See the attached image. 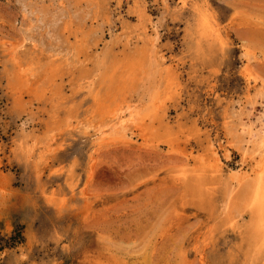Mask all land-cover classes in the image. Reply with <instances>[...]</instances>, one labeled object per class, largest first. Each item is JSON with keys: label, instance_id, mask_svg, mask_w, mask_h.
Returning a JSON list of instances; mask_svg holds the SVG:
<instances>
[{"label": "rangeland", "instance_id": "rangeland-1", "mask_svg": "<svg viewBox=\"0 0 264 264\" xmlns=\"http://www.w3.org/2000/svg\"><path fill=\"white\" fill-rule=\"evenodd\" d=\"M259 86L264 0H0V264H264Z\"/></svg>", "mask_w": 264, "mask_h": 264}, {"label": "bare ground", "instance_id": "bare-ground-1", "mask_svg": "<svg viewBox=\"0 0 264 264\" xmlns=\"http://www.w3.org/2000/svg\"><path fill=\"white\" fill-rule=\"evenodd\" d=\"M67 48H69V47H67ZM69 49H71V48H69ZM69 49H67V52H68ZM76 50L78 51V49H76ZM78 52H80V51H78ZM73 58H77V57L74 56ZM69 59H70V56H69ZM67 60H68V58H67ZM67 60H66V62H67ZM103 63L104 62H102V65H103ZM66 64H63V65H66ZM96 64L98 66L100 65V64H98V62ZM29 67H31V65H29ZM29 67H28V69H29ZM105 67H106V65H105ZM105 67L102 69L103 71H104V69L106 71V68ZM29 70H28V72L31 73V71H29ZM95 71H96V69H95ZM100 73H101V71H100ZM28 75H29V73H28ZM92 75H93V73H92ZM98 75H100V74H98ZM105 75H103V76H105ZM31 76H33V74ZM92 77L94 78V76H92ZM150 80H151V78H150ZM255 89L256 90L254 91V93L252 94V96L250 98H248V104H250L252 107H254L257 102L258 103H263L264 102V89H263V87L262 86L261 87L259 86L258 88H255ZM148 91L149 92H147L146 97H144L145 99L146 98H151L153 95L155 96V93L154 92L156 90H154V88L153 89H149ZM144 98H141V101L145 100ZM106 110L107 109L102 110V111H106ZM104 113H106V112H104ZM142 113H143L142 110H140L138 108V105L137 104H133V105L132 104H125V105L117 106L112 111V113H110V115H111V117H110L111 123H109V125H104L101 122L103 124V127L100 129V126H99L100 133L101 134H105V133H108L109 132V134L110 133L113 134L114 132H119V134H120V132L122 133V131H124L126 129V127L128 126V124H134L138 120L142 119ZM263 115H264V113H262L261 115H258V117L255 118L256 119L255 121L260 124L259 127L257 129H255V130L253 129L254 128L253 124H246V123H243L242 124V130H243V132H242V136H241L242 138H240V140H239L240 142L238 141V144H240V147L238 145V149L239 148L241 149L240 152H241L242 162H249V161L251 162L250 169H249V173L248 174H240V171H239L240 169H234V168H232V169H230L228 171V178L232 181V183L233 182L240 183V182H242L244 180H247V179L249 180V181H247V183H248V187L250 188L249 191H252L250 193L253 194V195H251L252 196L251 197V201H252V204L255 207L254 208V211H255L256 216H258V218H260L258 220V222L260 224L259 226H261V227L264 228V125L262 123H260L261 122L260 119H261V117ZM100 116H101V114H100ZM104 117H106V115ZM105 123L107 124L106 121H105ZM99 124H100V122H99ZM229 127H231V126H229ZM227 133H228L227 136L230 135V134H233V129H228V132ZM114 134H117V133H114ZM230 137H232V136H230ZM207 143L209 144L208 154H209V156L213 160V167H215L216 169H218V171H220V169H221L220 167L222 166L221 165L222 162H221L220 155H219V149L217 148V146H215V145L212 144V142H211V140L209 138H207ZM234 146H235V144H234ZM189 155H190V153H185V156H186V159L187 160H189ZM214 174H215V171H214ZM215 175L217 177V174H215ZM218 177H220V176H218ZM243 188L246 190L245 187H243ZM239 191H240L239 192L240 194H243V193H241V190H239ZM235 193H236V191H235ZM250 193H247L246 192V194H248V195ZM240 194H238V195H240ZM244 196H245V201H246V195H244ZM234 197H236V196H234ZM231 198H233V197H231ZM247 199L249 200L250 198L247 197ZM249 202H250V200H249ZM249 202H248V204H249ZM248 204H246V205H248ZM246 209H247V207H246ZM257 226H258V223H257ZM257 226H255V228ZM259 226H258V228H259ZM253 231L255 232V229Z\"/></svg>", "mask_w": 264, "mask_h": 264}]
</instances>
